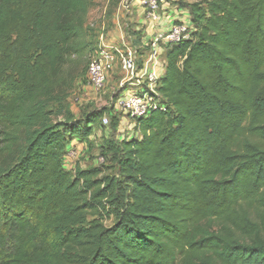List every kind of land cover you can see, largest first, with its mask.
<instances>
[{"label": "trees", "instance_id": "obj_1", "mask_svg": "<svg viewBox=\"0 0 264 264\" xmlns=\"http://www.w3.org/2000/svg\"><path fill=\"white\" fill-rule=\"evenodd\" d=\"M93 1L0 0V264H264V0L181 3L164 108L106 141L111 173L64 166L104 114L61 108Z\"/></svg>", "mask_w": 264, "mask_h": 264}, {"label": "rangeland", "instance_id": "obj_2", "mask_svg": "<svg viewBox=\"0 0 264 264\" xmlns=\"http://www.w3.org/2000/svg\"><path fill=\"white\" fill-rule=\"evenodd\" d=\"M184 1L186 0H173L171 7H179L180 10L175 14V18L190 25L188 12L184 11L185 7L181 5ZM143 19L142 9L134 4L133 0H94L87 16L86 24L91 30L86 40L91 42L93 49L100 44L101 37L106 44H115L120 48H135L140 37L146 35ZM83 64L84 62L77 66L71 65L75 79L61 108L63 111H69L73 120L82 119L92 110L104 109V114L87 137L70 140L64 166L69 171L75 168L98 166L105 172L111 173L114 172V168H112L111 156L105 150L106 141L116 139L120 135L127 137L134 131L132 118L115 107V98L128 86L120 87L122 74L119 66L115 65L108 74L103 88L98 93H94L90 88ZM125 98L119 95L118 101H123ZM113 116L118 122L116 127L111 124ZM58 118L62 119V115ZM102 118H107L108 122L103 123ZM107 224H110V221Z\"/></svg>", "mask_w": 264, "mask_h": 264}, {"label": "built area", "instance_id": "obj_3", "mask_svg": "<svg viewBox=\"0 0 264 264\" xmlns=\"http://www.w3.org/2000/svg\"><path fill=\"white\" fill-rule=\"evenodd\" d=\"M173 0H133L143 13V24L150 52L144 61H140L137 50L133 47L120 48L115 44L104 43L101 37L98 44L88 56L87 77L94 93L104 86L110 71L119 66L122 78L119 95L126 97L118 101L115 107L133 119L146 117L152 110L163 109L164 105L157 90L158 79L164 70L161 54L171 44L188 39L191 25L175 18L178 9L171 7ZM122 35V34H121ZM122 38V36H121ZM107 123V118H102ZM66 156V155H65Z\"/></svg>", "mask_w": 264, "mask_h": 264}, {"label": "crops", "instance_id": "obj_4", "mask_svg": "<svg viewBox=\"0 0 264 264\" xmlns=\"http://www.w3.org/2000/svg\"><path fill=\"white\" fill-rule=\"evenodd\" d=\"M147 43H148L147 42V36L146 35L145 36H141L140 40L138 41V44H137L138 46L135 47L136 50H137L138 57L140 58V61H144L147 58V56H148V54L150 52V47H149V45ZM160 57H161L162 60H164L163 52H162ZM163 72H164V70L161 71V75L163 74Z\"/></svg>", "mask_w": 264, "mask_h": 264}]
</instances>
